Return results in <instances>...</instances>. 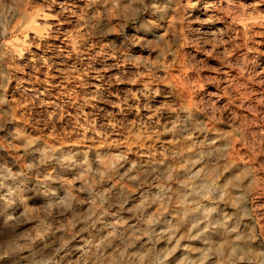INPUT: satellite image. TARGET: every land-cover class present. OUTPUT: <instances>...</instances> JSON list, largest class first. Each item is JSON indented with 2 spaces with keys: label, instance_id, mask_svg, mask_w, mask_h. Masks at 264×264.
I'll use <instances>...</instances> for the list:
<instances>
[{
  "label": "rangeland",
  "instance_id": "374dc122",
  "mask_svg": "<svg viewBox=\"0 0 264 264\" xmlns=\"http://www.w3.org/2000/svg\"><path fill=\"white\" fill-rule=\"evenodd\" d=\"M182 263L264 264V0H0V264Z\"/></svg>",
  "mask_w": 264,
  "mask_h": 264
},
{
  "label": "bare ground",
  "instance_id": "6f19581e",
  "mask_svg": "<svg viewBox=\"0 0 264 264\" xmlns=\"http://www.w3.org/2000/svg\"><path fill=\"white\" fill-rule=\"evenodd\" d=\"M192 172H193V171H192ZM195 172H196V171L194 170V173H195ZM199 172H201V171L199 170ZM199 172L197 171L196 174L198 175ZM196 174H194V175H196ZM199 181H200V180H199ZM206 181H207V180H206ZM207 182H208V181H207ZM207 182H206V183H207ZM204 183H205V181H203V183L201 182V184H204ZM203 186H204V185H203ZM196 188H197V189H198V188L200 189V187H196ZM172 234H173V233H172ZM172 234H171V235H172ZM218 235H219V234H218ZM234 245H235V244H234ZM220 249H221V248H220ZM220 249H219V250H220ZM80 250H81V249H80ZM85 250H86V248H85ZM81 251H82V250H81ZM76 252H79V249H78V248L76 249ZM140 253H141V252H140ZM142 253H143V251H142ZM146 254H147V253H146ZM146 254H145V256H148V255H146ZM140 256H141V255H140ZM142 256H144V255L142 254ZM142 256L140 257V258H141V261H139L140 263L142 262V258H143ZM145 256H144V257H145ZM138 258H139V256H138ZM140 258H139V260H140ZM135 260H136V259H135ZM137 261H138V259H137ZM137 261H136V262H137ZM143 261H144V260H143ZM182 264H183V263H182Z\"/></svg>",
  "mask_w": 264,
  "mask_h": 264
}]
</instances>
